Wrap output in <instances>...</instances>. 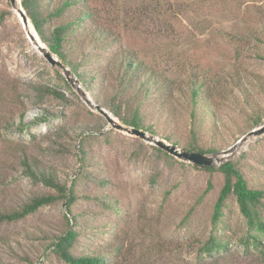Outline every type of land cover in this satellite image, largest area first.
I'll use <instances>...</instances> for the list:
<instances>
[{"label":"rangeland","instance_id":"1","mask_svg":"<svg viewBox=\"0 0 264 264\" xmlns=\"http://www.w3.org/2000/svg\"><path fill=\"white\" fill-rule=\"evenodd\" d=\"M93 5L117 19L120 47L159 61L166 75L194 71L217 78L195 117L188 93L175 92L164 96L166 105L149 96L139 106L142 122L153 130H145L147 135L180 149L195 145L217 153L222 160L213 167L232 161L250 187L262 190L257 207L264 221V133L238 142L264 124V0H165L158 14L152 0ZM74 12L75 7L62 20ZM0 14V213L20 210L36 196L57 195L34 182L25 164L65 188L73 183L74 195L69 213L61 196L23 218L0 221V264H67L52 243L68 229L76 232L73 254L99 256L105 264H264V254L240 242L247 225L233 194L219 222L211 224L224 180L220 171L195 167L119 130L95 109L123 124L105 106L120 74L104 68L110 51L88 52L84 37L71 34L64 48L80 61L84 79L91 78L81 81L66 66L72 84L26 37L10 0H0ZM46 86L59 97L42 92ZM20 120L25 129L18 128ZM211 231L224 248L202 255Z\"/></svg>","mask_w":264,"mask_h":264},{"label":"trees","instance_id":"2","mask_svg":"<svg viewBox=\"0 0 264 264\" xmlns=\"http://www.w3.org/2000/svg\"><path fill=\"white\" fill-rule=\"evenodd\" d=\"M152 1L154 2V8L159 10L157 14L162 13V9L165 11V0ZM93 2L94 0H20L25 15L29 19L39 39L81 81L90 83L91 78L84 79V73L79 71L80 61H73L69 58L68 52L64 48V43H66L68 37L74 33L82 35L84 37L83 41H85L83 43L88 47L90 46L88 52L95 49L106 52L110 51L111 58L107 61L104 68L111 67V70L118 68L120 74L116 87L114 88L112 86L114 89L112 96L104 99L106 100L105 106L123 124L153 133L150 127L143 125L139 106L147 101L149 96H152L151 101L154 100L160 103V105H166L164 96L168 99L175 92L179 94L188 93L192 108L191 115L195 117V108L200 103H207L209 98L208 93L211 91V88L216 86L217 78L215 76L211 78L206 73H196L194 71H187L185 75L180 74L177 77L169 76L166 75V69L161 67L159 61L146 59L140 56L137 50L123 49L119 44V33L114 29L117 19L109 15L110 11L98 9L93 5ZM109 6L111 11H114L115 6L113 4ZM74 7L76 8V12L72 14V17L67 20H62L64 19L62 16ZM2 18L3 14H0V22ZM55 19L60 21L56 23L52 22L50 27L46 28V25ZM81 54L85 55L86 51L82 50ZM41 91L50 93L56 97L60 95L56 89L49 86L44 87ZM115 99H118L124 104V106L122 105L125 107L124 111L120 104L115 105ZM131 104L133 106L132 111L127 115V109L131 108ZM41 119L45 120V117ZM255 124L257 125L258 122L255 121ZM19 125L18 128L21 130L26 128L27 123L24 124L20 120ZM172 143L173 145L176 144L175 142ZM185 150L200 153H206L208 151L195 145L185 147ZM80 153V161H83L86 152L82 148L80 149ZM193 166L209 171L218 170L224 178L223 185L213 204L210 217L212 226L215 227L222 217L225 199L229 194H233L238 204V209L247 225V231L241 237L240 242L245 248L252 246L263 255L264 221L260 218L257 207L260 198L263 196L262 190L250 187L242 172L230 160L220 163L217 167L196 164ZM25 173L34 182H40L53 188L57 195L47 194L36 196L20 210L0 213V221H13L23 218L41 206L52 203L56 198L61 196H66L67 204L65 208L67 213L70 212L69 206L74 199L72 190L73 183H71L69 188H65L53 175L38 172L27 164H25ZM209 187L210 184L207 185L205 191ZM72 219H74V216H72ZM66 220L69 221L67 215ZM75 238L76 232L74 230H66L63 235L57 237L56 241L52 243L53 252L67 264H105L99 256H77L73 254L70 248ZM222 248H224L223 243L211 231L201 245L200 252L202 255L210 256Z\"/></svg>","mask_w":264,"mask_h":264},{"label":"water","instance_id":"3","mask_svg":"<svg viewBox=\"0 0 264 264\" xmlns=\"http://www.w3.org/2000/svg\"><path fill=\"white\" fill-rule=\"evenodd\" d=\"M10 3L13 7H15V0H10ZM17 13L20 16V22L24 26L29 22V19L25 15V12L20 4L18 3L17 7ZM35 32V31H34ZM26 33V31H25ZM36 33V32H35ZM27 37L34 42L35 47L38 51H40L44 58L49 62L50 65L57 67L58 69H61L63 74L65 75L66 80H68L70 83H73V79L70 77V71L67 69V67L56 57L53 56V54L50 52L48 48H46L41 40L38 38L37 40L32 35H29L28 32L26 33ZM95 109L101 113L106 120L115 128L122 130L126 133H130L132 135H136L142 139H145L147 141L152 142L157 147L161 148L162 150L166 151L167 153L190 163L200 165V166H213L216 162L221 161V158L217 157V153H213L211 155H208L206 153H200V152H194V151H187L184 149H180L177 146L165 142L162 139H159L153 135H147L146 131L142 129H138L135 127H131L128 125L120 124L115 122V120L105 111L104 109L100 108L98 105H93ZM264 133V124L260 125L254 129H251L246 135H244L238 142L243 141L246 139L247 136H257Z\"/></svg>","mask_w":264,"mask_h":264},{"label":"bare ground","instance_id":"4","mask_svg":"<svg viewBox=\"0 0 264 264\" xmlns=\"http://www.w3.org/2000/svg\"><path fill=\"white\" fill-rule=\"evenodd\" d=\"M17 7H18V0H15V7L14 10L15 12H17ZM20 17V16H19ZM22 27L24 28V30L26 31V33L28 32L29 35H32L33 37H35V39L37 40L38 38L36 37V35L34 34V31L32 29V26L30 24V22H27L26 25H22ZM27 37V36H26ZM28 38V37H27Z\"/></svg>","mask_w":264,"mask_h":264}]
</instances>
